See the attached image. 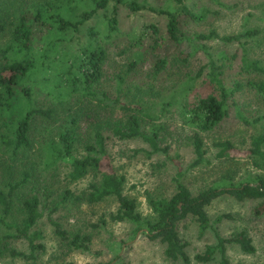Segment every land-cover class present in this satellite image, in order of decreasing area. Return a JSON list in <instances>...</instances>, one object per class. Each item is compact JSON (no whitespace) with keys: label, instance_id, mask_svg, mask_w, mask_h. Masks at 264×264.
<instances>
[{"label":"trees","instance_id":"1","mask_svg":"<svg viewBox=\"0 0 264 264\" xmlns=\"http://www.w3.org/2000/svg\"><path fill=\"white\" fill-rule=\"evenodd\" d=\"M257 8L264 23V3ZM122 11L150 13L164 21L147 22L141 32L132 35L120 26ZM219 13L207 6L194 8L189 0H166L163 7L151 6L147 0H0V182L5 184L0 188V230L8 232L0 235V242L24 240L31 250L30 255L10 250L13 258L30 262L36 252L45 249L41 243L44 234L37 229L45 212L55 235L69 241V233L54 215L64 208L71 213L106 200L118 205L110 214L111 222L132 225L134 237L141 233L159 241L165 245L169 260L185 264H191L192 259L179 224L193 219L202 233L211 230L207 209L218 199L257 202L255 215H264V174L239 182L225 177L194 193L185 183L186 171L178 160L174 192L168 196L148 191L151 214L144 215L141 203L125 193L127 180L115 172L108 153V141L118 139L143 141L151 149L149 157L168 154L169 148L160 144L167 128L159 122L158 113L175 108L192 133L196 158L189 168L205 166L208 161L202 135L229 118L231 100L251 92L260 105L258 115L247 117L239 108L236 112L248 126H263L252 137L246 154L256 159L264 172V28L246 20L237 34L222 36L212 30L188 37L187 26L205 23ZM98 18L103 26L100 29L91 25ZM125 37L130 42L127 46ZM215 41L236 45L237 52L214 56L209 42ZM110 46L132 54L110 77L114 98L106 88ZM185 46L194 50L188 52ZM200 52L207 56V65L195 76L179 73V83L166 89L163 79L171 77L172 68L189 66ZM147 60L152 61L151 70L142 73L140 66ZM238 61L241 79L230 90L226 85L228 64ZM41 77L44 79L39 82ZM202 77L219 95L191 103L190 93ZM52 79L53 86L48 84ZM39 85L45 93H38ZM152 98L155 101L149 105L157 101L158 112L149 109L147 103ZM84 121L89 122L85 130ZM215 146L220 150L219 158L236 160L231 153L238 149L231 142ZM106 164H110L108 168ZM6 173L9 177L3 176ZM88 178L87 191L75 194L69 188ZM223 219L231 216H222L219 221ZM106 225L102 219L92 228ZM217 240L215 247H208L194 261L207 264L219 255V264H230V245L239 246L247 255L257 252L244 232L230 238L217 233ZM91 242L90 235L77 234L70 245L89 251Z\"/></svg>","mask_w":264,"mask_h":264},{"label":"rangeland","instance_id":"2","mask_svg":"<svg viewBox=\"0 0 264 264\" xmlns=\"http://www.w3.org/2000/svg\"><path fill=\"white\" fill-rule=\"evenodd\" d=\"M147 1L154 7H163L166 4V0ZM261 3H264V0H189V4L194 8L200 9L207 6L220 13L205 23L187 26L185 31L188 37H193L196 34H209L212 30H216L222 36L233 35L242 31L246 20H250V25L258 23L264 28V23L260 20L262 13L257 8ZM163 21L161 17L142 12L135 14L130 11H122L120 16L122 30L132 35L141 32L142 27L147 22L163 23ZM91 25L97 26L99 29L103 27L100 18L95 19ZM123 43L125 46L130 44L129 38L125 37ZM209 46L214 56L221 53L230 56L236 53L238 49L236 45H226L220 41L209 42ZM185 49L188 52L194 50L188 46H185ZM109 50H111L110 59L105 66L108 80L119 68V65L125 64L132 57L131 53H123L111 46ZM207 62V56L200 52L194 56L189 66H174L171 77L163 79L166 89L179 83V73L191 72L195 76L203 66L207 65ZM228 65L226 85L231 90L234 83L241 79L237 74L239 61ZM151 67L152 61L150 63V60H147L140 66V70L142 73H148ZM42 78H39V82H42L44 79ZM109 81L106 88L109 90L108 94L114 98L111 90L113 80L110 79ZM48 84L53 86L54 80H50ZM37 88H40L38 93H45L41 90V85ZM244 93V95L238 94L234 100L230 101L229 118L212 132L202 135L208 164L200 168L193 170L189 168L196 158L191 142L192 133L183 124L180 114L175 108L163 114L158 113L159 122L167 128V131L161 136L160 144L163 148H169L168 154H156L149 157L148 153L151 152V149L141 140L121 141L112 139L108 141L107 148L111 164L115 172L125 176L127 180L125 193L141 203L140 209L144 215L151 214L147 204L148 191H158L168 196L174 192L173 180L178 170L176 160L186 171L185 183L194 193L213 186L225 177H233L234 181L239 182L264 174L257 165L259 162L256 159L248 158L246 154L251 148L252 137L257 134L258 130L262 131L263 126H248L237 114L236 111L239 108L247 117L258 115L256 113L260 105L255 101L254 94L251 92ZM210 95H219V92L205 77H202L195 83L189 100L191 103H195ZM150 101L155 100L153 98L149 100L148 105ZM149 106V109L154 112L160 110L157 101ZM116 117H121V111H116ZM88 121L91 122L92 120L89 119ZM88 123L84 121L82 124L84 130L88 127ZM227 141L238 149L231 153V157L236 159L235 161L218 157L220 150L215 144ZM109 165L106 164L105 167L108 168ZM4 175L9 177V173ZM62 177H64V173H61L60 178ZM90 181L91 178H88L71 185L69 188L75 194H80L87 191ZM3 187L5 188V184L1 181L0 188ZM257 207V202L238 203L232 198L223 197L207 209L211 218V230L202 233L199 225L193 219H187L180 223L178 230L189 244L187 254L192 259L191 264H204L194 261V258L197 255H202L208 247L217 245V233L222 237L230 238L241 232H244L253 241L257 252L254 255H247L241 251L239 246L230 245L227 250L230 264H264V215L261 217L255 215ZM64 209L55 214L54 218L69 233V241H64L55 235L54 229L48 221V214L45 212L37 227L44 234L45 238L41 243L45 249L36 252L35 259L27 262L20 258H13L9 252L15 250L30 255L31 250L26 241H2L0 242V264H185L182 261L169 260L165 256V245L159 241H151L141 233L134 237L132 225L111 222L110 214L118 209L117 203L113 200H106L98 205H83L81 209H73L71 213ZM225 215L231 216V219L219 221ZM102 219L107 222L105 227L92 228V225L99 224ZM77 234L92 237L89 251L75 250L71 247L70 243ZM0 235H8V232L1 229ZM219 260L220 256L216 255L214 260L207 264H219Z\"/></svg>","mask_w":264,"mask_h":264}]
</instances>
